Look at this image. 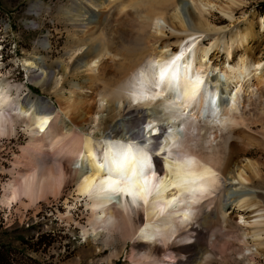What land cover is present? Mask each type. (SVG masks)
Returning a JSON list of instances; mask_svg holds the SVG:
<instances>
[{"label": "bare ground", "instance_id": "1", "mask_svg": "<svg viewBox=\"0 0 264 264\" xmlns=\"http://www.w3.org/2000/svg\"><path fill=\"white\" fill-rule=\"evenodd\" d=\"M117 1L120 2L119 14H125L127 9L142 14L135 25L142 36L138 34L140 37L135 39V44L140 46L143 42L147 47L143 45L145 48L138 51L136 46L128 51L134 65L128 64L130 67L123 70L118 81L111 79L104 86L102 82L97 101L80 93L78 89L82 87L73 88V84H69V97L59 96L58 111H53L45 102L34 104L21 101L20 96L15 98L12 90L19 95L18 88L0 83V110L3 111L0 141L15 137L19 130L28 138L9 171L11 179L5 185L2 203L18 202L19 207L24 208L49 197L58 200L68 186L73 185L74 202H84L88 212L86 226L81 228L83 235L101 239L103 248H110L109 261L116 259L118 250L122 251L128 243H131L128 255L131 264H212L218 261L213 252L218 253L219 262L225 264L222 259L230 251L242 257L244 253H251L250 249L264 246V239H261L264 236V205L251 192L236 197L227 208L221 204L228 185L246 187L262 178L260 160L249 158L252 157L251 145L241 142L242 146H237V137L231 136V130L243 123L238 111L251 97L257 98L264 110V61L248 56L244 49L254 37L250 22L229 38L231 45L222 36L204 44L208 36L220 35L223 29L210 24L206 10L216 8L223 17L232 19L234 8H240L242 3L229 0L228 5L215 6L211 0H191L185 7L186 17L183 18L176 13L177 9L174 10L176 0H68L58 15L67 28H84L94 24L91 15L95 16V9H103L105 2ZM36 5L32 6L33 10L37 9ZM171 9L173 12L168 16ZM163 21L173 32L180 31L179 37L171 47L157 42L149 46V39H144L143 34L148 27H155ZM234 43L243 47L239 55L232 48ZM72 47L71 53L76 52L71 55L73 59L69 58L73 61L70 67L72 79L82 72H93L109 55L107 45L98 49L91 45L85 51L87 54L81 50L83 44L75 43ZM24 63L33 84L44 87L50 82L52 69L36 58L25 59ZM63 71L66 72V68L63 67ZM161 71L166 74L163 91L159 88L149 90L151 84L160 82ZM190 74L193 79L199 77L203 81V94L195 100L184 94L190 91ZM89 78L87 84L92 90L96 79ZM177 88L179 97L176 96ZM104 101L116 103L118 110L110 116L112 125L106 127L105 133L94 137L97 115L103 109ZM122 103L126 104V110ZM145 117V140L159 137L155 153L161 156L159 163L164 166V172L162 176H155L159 191H153L148 203L139 200L133 204L131 198L99 191L104 174L95 162V155L103 157L113 146L120 145L129 150L130 144L131 151L138 150V141L133 139L137 133L132 123ZM44 119L48 120L46 126L42 124ZM148 124L152 125L151 137ZM41 126L45 131H40ZM185 156L198 162L196 172L209 169L215 173L208 181L207 193L203 198L198 196L196 202H192L185 189L171 187L176 180L175 161ZM85 163L87 175L82 167ZM148 174L153 175L151 162ZM93 181L95 186L88 191ZM174 195L179 197V202L169 207L167 201ZM24 200L28 203L24 204ZM211 206L215 207V216L211 210L206 211ZM162 207L163 212L160 211ZM69 210L63 218L67 223L72 221ZM188 210L191 216L185 220L183 213ZM226 213L236 216L252 229L245 228L239 234L232 229L228 231ZM254 219L263 221L253 222ZM179 221L181 224L177 225ZM218 223L226 225L219 228V233L216 232ZM199 228L210 233L208 243L205 244L200 237ZM176 240L181 242L180 246ZM255 255L251 253L243 258L254 264Z\"/></svg>", "mask_w": 264, "mask_h": 264}, {"label": "rangeland", "instance_id": "2", "mask_svg": "<svg viewBox=\"0 0 264 264\" xmlns=\"http://www.w3.org/2000/svg\"><path fill=\"white\" fill-rule=\"evenodd\" d=\"M211 1L215 6L229 4V0ZM232 1L242 3L240 8H234L232 19L223 17L216 8L210 9L211 11L206 10L210 24L218 29H223L220 31V35L208 36L204 44H209L217 36H222L231 45L229 38L236 31L245 29L250 22L252 23L251 27L253 28L254 37L246 43L244 49L247 50L248 56L260 58L264 61V0ZM67 2L68 0H0V48H3V58L0 61V83L9 84L14 88L17 87V90L20 91L19 95H15V89L12 90L15 98L20 96L22 97L21 101L33 102L34 104L45 102L53 111H58L59 103L57 98L59 96L69 97V84H73V88L82 87V89H78L80 93L97 101L99 92L105 82L106 84L110 83L111 79L112 81H118L122 76L123 70L134 65L133 61L129 59L128 51L137 46L135 39L138 36L140 37V35L142 36L135 28L142 18V14L134 9H127L125 13L127 16L119 14V1H117L118 3L105 2L103 9H95L97 14L94 13L95 16L91 15V20L94 24L92 23L79 29L67 28L60 21V16L58 15L59 10L65 9ZM176 2L177 7L174 8L175 11L177 9L176 13L186 17V11L184 10L187 5H190L191 0H176ZM36 3L37 9L33 10L32 6ZM38 6L40 7L38 8ZM89 9L94 8L89 7ZM172 12V9L169 10L168 16ZM95 23L96 26H94ZM165 23L164 21L160 22V26L157 24L155 26L156 28L158 27L157 30L154 26L147 28L143 36H146L144 39H149V46H152L154 42H157L158 45H168L170 47L174 45L180 31L176 30L177 33H175L176 31L173 32V29ZM158 30L159 32H157ZM158 33H161L162 36ZM154 34L155 38L153 37ZM158 37L160 39H157ZM75 43L83 44V47H81L82 52H85L91 45H93V49L107 45L109 55L100 61V66L98 64L99 67L97 66L93 72H82L79 77L72 79L70 67L73 61L69 58L73 59L71 55L74 56L73 53H76H71L73 50L72 46ZM146 44L141 42V45L137 46L138 51L147 47ZM232 48L238 55L241 53L240 50L243 49L239 43H234ZM85 53L87 54V52ZM28 58H36L39 62L52 69L50 82L44 87L33 84L28 78V68L24 63L25 59ZM63 67L66 68V72L63 71ZM90 76L96 79L92 90L88 88ZM122 106L125 110L127 109L125 103H122ZM122 108L121 110H123ZM262 109L263 106L258 99L251 97L248 103L240 106L238 111V116L242 117L243 123L231 130V136L237 137L235 138L237 146H242V143L247 146L251 145L249 146V152L252 157L249 158L260 160L262 178L258 180L259 182L246 187L228 185L221 197V204H224L225 208L228 207L227 205L233 204L236 197L246 193V191L251 192V195L264 205V110ZM116 110H118L116 103H104L103 109L97 115L98 123L96 125L97 130L93 133L94 137H99L103 132L105 133V129L112 125V119L110 118L115 114ZM143 111L150 112V110ZM27 141V136L20 130L15 137L0 141V227H2L0 235L2 243L11 250L15 263L131 264L128 258L131 243H128L122 251L118 250L119 255L116 259L109 261L110 248L105 250L103 245H101V239L83 235L81 228L86 226L88 212L83 206L84 202H74L73 185L68 186L58 200L49 197L48 200H40L32 206L24 208L19 207L18 202L8 205L2 203L5 185L11 179L9 171L13 168L15 157H19L21 154L19 151L20 147L25 146ZM245 159L250 160L248 158ZM239 160L243 161L244 157H239ZM27 203L24 200V204ZM213 209L215 207L211 206L206 211L211 210L213 216H215V210L213 211ZM67 210L72 216V221L69 223L63 219L68 212ZM226 218L229 221L228 231L232 229V231L239 234L245 228L252 229V227L241 223L232 214L226 213ZM212 220H214V217H212ZM258 221L260 220H253V222ZM224 226L222 223H218L216 232H221L220 229ZM199 231L204 243H208L210 237L208 230L199 228ZM19 238H24L26 244L20 241ZM261 239H264V236ZM249 240L253 239L250 238ZM175 242L177 245H181L179 240ZM250 252L253 255L256 254L254 264H264V246L259 247L257 250L252 248ZM213 253L218 261L212 264H222L219 262L220 256L218 253ZM228 253V258L222 259L225 264H253L243 258L244 255L248 257L251 253H244L242 257L232 251Z\"/></svg>", "mask_w": 264, "mask_h": 264}, {"label": "snow or ice", "instance_id": "3", "mask_svg": "<svg viewBox=\"0 0 264 264\" xmlns=\"http://www.w3.org/2000/svg\"><path fill=\"white\" fill-rule=\"evenodd\" d=\"M165 72L160 73V82L153 83L149 86L151 88H159L163 91V83L165 80ZM191 87L190 91L185 92V95H190L192 99H198L203 94L201 85L203 81L196 77L193 79L192 75L188 76ZM171 91V86H170ZM176 96H180V91L177 88ZM3 116V111L0 110V118ZM145 119L133 121L132 127L135 128L137 133L133 139L138 141L139 149L131 151V145H128L129 150H125L124 145L113 146L110 153H105L103 157L99 154L95 155V162L99 165L104 174V178L100 181L99 191L123 195L125 198H131L133 204L137 201L143 200L145 204L152 196L153 191H159V186L155 183V174L149 176L148 169L150 168V156L154 154L156 147L159 146V137H152L145 140ZM43 125L48 124V120L42 121ZM148 135L151 137L152 125L148 124ZM40 131H45V127L41 126ZM152 145V147H148ZM198 162L189 156L175 161V175L176 180L171 184L172 188L185 189L192 202H196L197 194L201 198L208 191V181L215 175L209 169H204L203 172H196L194 169L197 167ZM84 172L87 175L88 166L85 163L83 166ZM95 186V181L89 185L88 191H92ZM111 199V197H108ZM179 202L178 196H172L171 200L167 201L169 207ZM165 209H160L163 212ZM184 219L189 220L191 216L190 210L183 213Z\"/></svg>", "mask_w": 264, "mask_h": 264}, {"label": "trees", "instance_id": "4", "mask_svg": "<svg viewBox=\"0 0 264 264\" xmlns=\"http://www.w3.org/2000/svg\"><path fill=\"white\" fill-rule=\"evenodd\" d=\"M1 228L2 227H0V230ZM19 240L22 241L24 244H26L24 238H19ZM0 264H16L14 259L12 258L11 250L7 248L6 245H4V243H2L1 235H0Z\"/></svg>", "mask_w": 264, "mask_h": 264}]
</instances>
